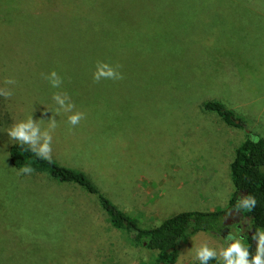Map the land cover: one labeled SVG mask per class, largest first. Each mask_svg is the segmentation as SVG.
<instances>
[{
  "label": "rangeland",
  "instance_id": "obj_1",
  "mask_svg": "<svg viewBox=\"0 0 264 264\" xmlns=\"http://www.w3.org/2000/svg\"><path fill=\"white\" fill-rule=\"evenodd\" d=\"M99 63L123 79L94 81ZM0 89L12 92L0 96V264H198L201 243L219 250L222 236H189L159 263L98 194L18 174L6 132L55 116L52 159L85 172L138 227L226 209L236 149L248 133L264 138V0H0ZM56 93L84 113L77 126L56 114ZM214 100L246 129L205 111Z\"/></svg>",
  "mask_w": 264,
  "mask_h": 264
},
{
  "label": "trees",
  "instance_id": "obj_2",
  "mask_svg": "<svg viewBox=\"0 0 264 264\" xmlns=\"http://www.w3.org/2000/svg\"><path fill=\"white\" fill-rule=\"evenodd\" d=\"M205 111L217 114L227 125L246 129L244 121L237 117L233 110L227 108L220 101L204 103ZM235 151L230 165L231 179L235 191L224 210L213 212H187L164 220L159 226L141 228L135 220L113 205L97 188L92 179L83 171L65 167L55 160L51 162L38 159L30 152L23 151L17 143L8 149L10 165L19 170L28 165L37 174H45L61 184H75L84 188L90 194H98L103 208L110 216L111 224L124 230L130 239L139 246L159 252L158 262L174 263L179 255L182 241L199 232H209L217 235L224 228V215L228 210L235 209L242 196H254L257 200L255 208L249 212L241 209L249 217V233L256 230L264 231V138L259 143H253L249 136ZM25 147H27L25 145ZM252 235H245L243 240L251 254H255ZM200 264V262L198 263ZM208 264H223L219 259H213Z\"/></svg>",
  "mask_w": 264,
  "mask_h": 264
},
{
  "label": "clouds",
  "instance_id": "obj_3",
  "mask_svg": "<svg viewBox=\"0 0 264 264\" xmlns=\"http://www.w3.org/2000/svg\"><path fill=\"white\" fill-rule=\"evenodd\" d=\"M119 67V66H117ZM51 83L52 87H59L62 83L58 74L53 71L48 77H46ZM94 81L99 82L102 79L105 80H118L123 79V76L112 66L107 63H99L97 65V71L93 75ZM6 84H14L15 81L8 79ZM0 96L10 98L12 92L6 89H0ZM53 100L58 105L56 114L58 115L62 110L65 113H71L68 116V123L75 127L82 119H84V113L74 111L75 105L71 102L67 94L56 93L53 95ZM44 119L34 120L33 117H29L26 120H22L14 123L8 130L7 136L10 140L16 141L17 145L25 152H30L38 159L51 162L52 160V133L57 127L55 116L48 119V128L42 129L40 122ZM253 143H259L258 136H252ZM25 145L27 147H25ZM34 169L31 166L25 165L18 170V174H31ZM257 204V200L254 196L246 195L242 196L237 202L234 211L239 212L241 209H245L251 212ZM230 212L228 215H231ZM227 246L222 247L219 250L210 247L207 242L201 243L196 249L195 258L199 260L200 264H208L210 260L221 259L223 264H264V231L256 230L251 239L256 242L255 254H251L249 248L243 243V237L240 235H234L229 232L224 237Z\"/></svg>",
  "mask_w": 264,
  "mask_h": 264
},
{
  "label": "flooded vegetation",
  "instance_id": "obj_4",
  "mask_svg": "<svg viewBox=\"0 0 264 264\" xmlns=\"http://www.w3.org/2000/svg\"><path fill=\"white\" fill-rule=\"evenodd\" d=\"M240 211V210H239ZM231 215H228L229 213ZM242 212V211H240ZM243 213V212H242ZM249 228V217H246L243 213V216H239V212L234 211V209L228 210L224 215V228L221 230L217 236H222L223 238L227 236L229 232H232L234 235H240L243 237V232H250ZM252 235V234H251ZM253 247H255V241H252Z\"/></svg>",
  "mask_w": 264,
  "mask_h": 264
},
{
  "label": "water",
  "instance_id": "obj_5",
  "mask_svg": "<svg viewBox=\"0 0 264 264\" xmlns=\"http://www.w3.org/2000/svg\"><path fill=\"white\" fill-rule=\"evenodd\" d=\"M239 216H241V217L243 216V213H242V212H240V211H239Z\"/></svg>",
  "mask_w": 264,
  "mask_h": 264
},
{
  "label": "bare ground",
  "instance_id": "obj_6",
  "mask_svg": "<svg viewBox=\"0 0 264 264\" xmlns=\"http://www.w3.org/2000/svg\"><path fill=\"white\" fill-rule=\"evenodd\" d=\"M118 50V49H117Z\"/></svg>",
  "mask_w": 264,
  "mask_h": 264
}]
</instances>
